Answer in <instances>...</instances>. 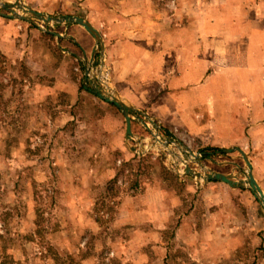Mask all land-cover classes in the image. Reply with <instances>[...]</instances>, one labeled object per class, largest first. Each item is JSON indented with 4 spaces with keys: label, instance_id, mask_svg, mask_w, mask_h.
<instances>
[{
    "label": "crops",
    "instance_id": "0c3cea01",
    "mask_svg": "<svg viewBox=\"0 0 264 264\" xmlns=\"http://www.w3.org/2000/svg\"><path fill=\"white\" fill-rule=\"evenodd\" d=\"M23 1L46 15L70 14L88 21L103 37L105 57L114 72L113 87L126 104L155 115L167 131L192 146L241 149L264 192V79L260 92L254 87L257 79L241 82L254 84L242 93V115L250 120V127L247 119L242 129L220 126L212 107L205 115L183 100L185 85L205 83L216 61L226 60L229 47L255 45L264 52V0ZM2 18L0 54L39 76L35 102L49 106L51 127L64 130L76 124L93 129L84 138L88 137L92 153L83 151L73 158L64 155L63 164L104 165L110 161L105 155L109 149L121 155L118 166L137 162L122 112L90 91L82 93L73 73V62L96 54L94 38L83 27L69 25L64 28L65 38L49 34L53 39L33 24ZM66 45L68 55L64 54ZM259 67L264 78V64ZM81 134L79 129V137L70 138L73 146L80 148ZM116 172L117 167H112L81 178L95 182L96 187L72 183L61 188L68 210L80 211L75 224L84 237L78 244L87 247L77 251V235L70 225L63 233L62 253L67 256L77 251L79 264L97 262V251L92 248L102 240V232L88 212L98 208L107 183L118 180ZM137 179L114 203V226L127 229L126 240L120 241L125 243V251L118 255L121 264H165L172 258L173 247L175 264H264V210L252 191L217 181L199 188L191 177H179L184 188L177 191L163 181ZM87 250L90 254L84 256Z\"/></svg>",
    "mask_w": 264,
    "mask_h": 264
},
{
    "label": "rangeland",
    "instance_id": "374dc122",
    "mask_svg": "<svg viewBox=\"0 0 264 264\" xmlns=\"http://www.w3.org/2000/svg\"><path fill=\"white\" fill-rule=\"evenodd\" d=\"M16 2L18 0H0V4H15ZM26 5L30 7L29 4ZM17 12L21 13L18 10ZM0 14L10 15L1 6ZM65 15L54 13L49 16L60 18ZM67 15L70 16V14ZM2 19L0 15V21ZM38 25L66 37V31H64L66 26L53 24L49 26L42 22H38ZM35 29L42 34H47L38 27ZM52 44L56 46V42L53 41ZM68 48L67 45L63 48L65 55H68L70 51ZM222 60L220 58L216 61V67L212 68L213 73L206 78L205 83L187 82L189 84L183 89V94H185L183 100L193 105L190 108L197 109L205 115L210 113L212 107L216 112V122L221 124L220 126L230 125L235 129H242L240 125L244 124V120L247 119V126L250 127V120L242 115L244 112L242 93L245 87L249 88L254 84H242L241 82L243 79L246 81L257 79L254 87H257L260 92L264 78L259 64H264V52L257 51L255 45L253 47L233 45L228 48L226 60ZM99 61V55L96 53L93 58L88 54L83 59L73 62V73L80 88L84 89L82 93L91 92L90 78L96 81V76L102 75L99 71ZM86 66L91 67L90 78H86ZM104 66V79L113 87L112 65L106 59ZM74 67L77 68L76 71ZM38 78L39 76H34L24 64L13 63L4 59L0 54V264H79L81 255L77 254V251L84 250L86 247L80 248L78 244L80 238L84 237L75 224L80 220L78 217L80 211L68 210L64 205L61 188L70 186L72 183L96 187L95 182H84L81 178L84 179V175L87 174L98 173L100 175L102 171L110 170L112 167H117L118 180L107 183L104 187L106 193L100 198L98 208L89 211L88 214L91 219L98 222L102 232V240L99 239L97 246L93 243L92 248L93 252L97 251L96 264H121L122 260L118 255L125 251V243H120V241L126 240L127 229L114 226L113 220L117 214L114 203H118V199L135 185L138 176L151 181H163L170 188L177 191L182 190L184 185L180 187L179 182L164 171V166L174 170L179 164L178 160L185 159L187 152L183 149L179 151L173 144L178 141L194 153H206L207 148L192 146L180 140L167 131L155 115L146 112L153 123L142 115L135 118L137 123L134 130L135 138L134 141H128L129 145L136 148L135 155L139 156L141 146L147 151V148L153 145V135L157 136L156 130H158L162 137L171 141V147L168 146L172 153L170 157L160 152L161 145L156 140L159 136H155L156 147L140 155L141 157L146 156L143 162H130L132 167L124 166L125 164L116 165L121 155L114 149H109V152L105 154L110 161L104 165L63 164L61 160L64 155L73 158L79 156L77 153L81 155L83 151L85 154L92 153L87 147L88 137L85 140L84 138L87 132L92 133L93 129L88 131L86 128H79L76 124H69L64 130L52 128L50 125L52 120L47 113L49 106L44 102H35V95L38 93L36 91ZM100 86L104 90L107 89L101 84ZM207 95L210 97L209 100H207ZM196 98L201 106L197 105ZM140 120L146 123V129L141 125ZM79 129L82 131L80 137H83V140L78 141L80 148L73 146L70 139L72 136L79 137L77 135ZM139 141L138 147L136 143ZM202 164L204 168L227 175L231 174L239 180H245L247 166L237 152L229 155L220 151L210 152L202 159ZM66 172L71 174L67 175ZM70 175L74 178L71 179ZM70 225H72L73 234L77 235L78 240L75 244L78 249L73 255L64 256L66 253L64 251L62 253L63 233ZM174 227L175 224L171 229ZM87 254H90L89 250L84 256ZM170 255L172 258L168 259V263L165 264H175L174 247Z\"/></svg>",
    "mask_w": 264,
    "mask_h": 264
},
{
    "label": "water",
    "instance_id": "95a60500",
    "mask_svg": "<svg viewBox=\"0 0 264 264\" xmlns=\"http://www.w3.org/2000/svg\"><path fill=\"white\" fill-rule=\"evenodd\" d=\"M0 6L3 10L10 13V15L0 14L2 17L33 24L39 29L43 30L45 33L54 35L58 39H63L65 37L58 33L42 28L41 26L38 25V22H42L49 26L53 24L55 26L79 25L83 27L94 38L96 42L95 53L97 52L99 53L100 61L103 62L105 60V48H104L103 37L101 33L97 29H95L85 19H82L76 16H62L60 18L52 17L49 15L34 11L28 5L23 3L21 0H18V2H16L15 4L1 3ZM17 10L21 11L22 14L20 12H17ZM86 78H88V76H86ZM89 81L92 85L91 92L94 95H96L101 100L105 101L106 103L114 105L124 115L125 121H126V132H127L128 141H134V138H135V135L132 131V122L136 121L135 118H139V115H142L147 120L153 122V120L150 119L147 114L137 112L132 106L126 104L120 98L117 91L110 84H107V88L109 89V93H108L102 90L95 81H92V80H89ZM140 123L144 124V122L141 120H140ZM136 144L139 147L140 141L137 142ZM131 149L133 151H136L135 147H131ZM147 151L146 149H144L143 146H141L139 154L142 155ZM236 152L241 155V157L243 158L247 166V171L245 172V175H244L245 180H239L234 175H231V174L227 175V174H223V173L215 172V171H208V173L201 174V173L195 172L190 167H186L185 174L187 176L194 177L196 179H201L203 182V185H206L213 181H217V182L227 184L230 187H239L243 189H248L252 191V193L254 194V197L259 201L260 205L262 206L264 210V192L262 188L260 187V185L258 184V182L256 181V179L254 178L253 167H252V164L247 154L239 148L224 150V153L228 155L236 153Z\"/></svg>",
    "mask_w": 264,
    "mask_h": 264
},
{
    "label": "built area",
    "instance_id": "2783aa9c",
    "mask_svg": "<svg viewBox=\"0 0 264 264\" xmlns=\"http://www.w3.org/2000/svg\"><path fill=\"white\" fill-rule=\"evenodd\" d=\"M98 53V52H97ZM99 55V53H98ZM99 60H100V57H99ZM106 61V57H105V60L103 62L99 61V65H100V69L99 71L102 73L101 77L99 76H96V81L91 79L90 78V74H91V71H90V68L91 67H88L86 66V76H88L90 78V80L92 81H95L97 83V85L102 89L104 90L100 84L105 87V89L107 88V84H109L108 82L105 81L104 79V69H105V66H104V62ZM88 70V71H87ZM102 78V79H101ZM107 92V89L104 90ZM149 121V120H148ZM151 122V121H150ZM153 123V122H151ZM145 124V125H144ZM144 124H141L145 129H146V123ZM148 129V128H147ZM158 136L165 141L166 144H168V146L171 147V141H169L167 138L165 137H162L160 135V132H158V130H156ZM155 132V133H156ZM154 136V139H155V134L153 135ZM154 139H152V144H154ZM173 143V142H172ZM173 145H175L177 147V149H183L184 152H187L186 153V156H185V159L183 160H178L179 164L176 165L175 169L173 170H170L169 167L168 169L172 172H174L176 175H178L179 177L181 178H187V177H190V176H187L185 174V169L186 167H190L192 170H194L195 172H198V173H201V174H205V173H208V171H215L213 169H208V168H204L203 167V164H202V159L205 157V155H207L206 153H194L193 151H191L190 149L186 148L183 146L182 143L176 141V143H174ZM160 147V146H159ZM161 148V151L163 153L164 156L166 157H170V155H172V153L166 149V148H163L162 146L160 147ZM152 150V149H151ZM149 151V150H148ZM180 151V150H179ZM181 153V152H180ZM139 155V153H138ZM181 156V154H180ZM139 157H141L139 155ZM188 158H192V159H188ZM212 159V158H211ZM174 163V162H173ZM194 166H196V168H194ZM215 172H218V171H215ZM221 173V172H220ZM196 183H197V186L200 188L203 186V182L201 179H196L194 177H191Z\"/></svg>",
    "mask_w": 264,
    "mask_h": 264
},
{
    "label": "trees",
    "instance_id": "16d2710c",
    "mask_svg": "<svg viewBox=\"0 0 264 264\" xmlns=\"http://www.w3.org/2000/svg\"><path fill=\"white\" fill-rule=\"evenodd\" d=\"M45 35H47L48 37H51V38L54 39V37L51 36V35H49V34H45ZM80 65H81V69H83L81 63H80ZM80 90L83 91L84 89L81 87ZM109 105H111L112 107H114V105H112V104H109ZM135 124H137V123H135ZM219 151H220L221 153H224L223 150H219V149H217V148H207V151H205V152H206L207 154H209L210 152H211V153H216V152H219ZM145 157H146V156H145ZM145 157H139V156L136 155V156H135V160H136L137 162L141 163V162H143V161L145 160V159H144ZM124 166L132 167V165H131L130 162L126 163ZM164 171H166V172L170 175V177L176 179V180L179 182V180H180L179 177H178L174 172L170 171L166 166H164ZM116 181H117V180H116Z\"/></svg>",
    "mask_w": 264,
    "mask_h": 264
},
{
    "label": "bare ground",
    "instance_id": "6f19581e",
    "mask_svg": "<svg viewBox=\"0 0 264 264\" xmlns=\"http://www.w3.org/2000/svg\"><path fill=\"white\" fill-rule=\"evenodd\" d=\"M99 77H101V74L99 75ZM101 79H102V78H101ZM107 89H108V88H107ZM110 92H111V91H110ZM108 93H109V89H108ZM155 136H156V135H155ZM157 136H158V135H157ZM157 136H156V137H157ZM156 140H157V142H158L163 148L168 149V144H166L165 142H162L163 140L161 141V138H160V137H159V138L157 137ZM155 147H156V144L150 145V147H148L147 150H148V149H154ZM145 149H146V148H145ZM168 150H169V149H168ZM169 151H170V150H169ZM170 152H171V151H170ZM189 159H192V158H189ZM182 160H183V159H182Z\"/></svg>",
    "mask_w": 264,
    "mask_h": 264
}]
</instances>
